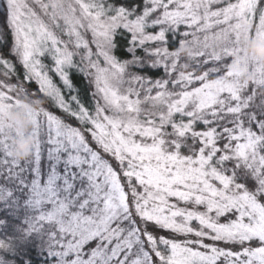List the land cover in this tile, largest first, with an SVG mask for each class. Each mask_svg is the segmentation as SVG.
Masks as SVG:
<instances>
[{"label": "snow or ice", "instance_id": "snow-or-ice-1", "mask_svg": "<svg viewBox=\"0 0 264 264\" xmlns=\"http://www.w3.org/2000/svg\"><path fill=\"white\" fill-rule=\"evenodd\" d=\"M0 17V264H264V64L240 46L264 37V0H0ZM22 96L44 101L25 160L3 119Z\"/></svg>", "mask_w": 264, "mask_h": 264}, {"label": "clouds", "instance_id": "clouds-1", "mask_svg": "<svg viewBox=\"0 0 264 264\" xmlns=\"http://www.w3.org/2000/svg\"><path fill=\"white\" fill-rule=\"evenodd\" d=\"M240 46L246 54L249 62L264 64V37L255 35H242ZM179 55L185 57V63L191 67L192 49L189 45H184L177 49ZM233 70L238 74V78L243 84H252L256 79L254 72L249 65L244 62L243 56H236L232 62ZM261 92H264L262 87ZM42 99H33L29 96H22L18 106H12L3 112L4 121L13 127L17 135L11 136L12 155L25 160L32 155V146L35 137L32 135L33 123L30 114L42 106Z\"/></svg>", "mask_w": 264, "mask_h": 264}, {"label": "rangeland", "instance_id": "rangeland-1", "mask_svg": "<svg viewBox=\"0 0 264 264\" xmlns=\"http://www.w3.org/2000/svg\"><path fill=\"white\" fill-rule=\"evenodd\" d=\"M2 21H3V17H0V22H2ZM181 30H183V27H182ZM89 38H90V34H89ZM190 38H191V37H189V39H190ZM8 42H9V44L11 43V38H10V37H9V39H8ZM92 47H93V50L95 51V46L92 45ZM116 54H117L119 57H121L122 59H123V58H130V57H127V54H126L125 52L120 51V50H118ZM93 58L95 59V57H93ZM77 59H78V58H77ZM13 60H14V58H13ZM14 62H15V61H14ZM184 62H185V61H184ZM192 62H194V61H192ZM44 63H45L46 65H48V67L45 68L44 71H47V72L49 73V75L52 76V78H53V80H54L55 83L60 84L59 77L55 74L54 70H51L52 67H53V66H52V62H51V60H50L49 58H45ZM101 63H102V59H101ZM18 66H19V65H18ZM19 68L21 69V73H22V72H23L22 67L19 66ZM131 71H137V70H136V69H132ZM161 74H162V73H159V75H161ZM72 78H73L74 83L76 84V86H77L78 88H81V90H82L81 93H83L82 96H83L85 102H87V101L90 99V97H89L88 95H86L85 92H91V91H94V87H89V86H88V84H87V80H86V78L83 76V74L73 72V73H72ZM31 84H33L35 87H37V85L35 84V82H33V83H31ZM45 106H48L47 101H46V103H45ZM52 110H53L57 115H62V114L59 112V110L54 109V108H53ZM68 122H70V123H72V124H75V123H76L74 120H70V121H68Z\"/></svg>", "mask_w": 264, "mask_h": 264}, {"label": "trees", "instance_id": "trees-1", "mask_svg": "<svg viewBox=\"0 0 264 264\" xmlns=\"http://www.w3.org/2000/svg\"><path fill=\"white\" fill-rule=\"evenodd\" d=\"M190 64H191V67L188 69V70H192L193 69V67H195V63L194 62H190ZM209 66H211V65H209ZM17 71H19V72H21V69L19 68V66L17 65ZM150 75H153V76H159V73H157V72H153V73H149ZM29 87L31 88V89H36V87L33 85V84H30L29 85ZM83 93H81V95H82ZM52 110V109H51Z\"/></svg>", "mask_w": 264, "mask_h": 264}]
</instances>
